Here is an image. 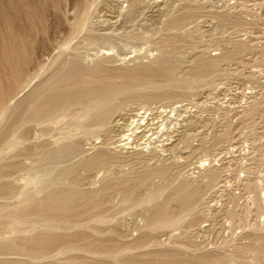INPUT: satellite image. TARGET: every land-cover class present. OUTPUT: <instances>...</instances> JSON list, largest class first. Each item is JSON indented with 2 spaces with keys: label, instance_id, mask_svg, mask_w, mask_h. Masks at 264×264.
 I'll use <instances>...</instances> for the list:
<instances>
[{
  "label": "rangeland",
  "instance_id": "374dc122",
  "mask_svg": "<svg viewBox=\"0 0 264 264\" xmlns=\"http://www.w3.org/2000/svg\"><path fill=\"white\" fill-rule=\"evenodd\" d=\"M0 109V264H264V0H0Z\"/></svg>",
  "mask_w": 264,
  "mask_h": 264
},
{
  "label": "bare ground",
  "instance_id": "6f19581e",
  "mask_svg": "<svg viewBox=\"0 0 264 264\" xmlns=\"http://www.w3.org/2000/svg\"><path fill=\"white\" fill-rule=\"evenodd\" d=\"M39 72V71H38ZM56 73V72H55ZM38 74V73H37ZM41 75V74H40ZM40 75H38V76H40ZM34 76V75H33ZM37 75H36V77H38ZM54 76V75H53ZM35 77V78H36ZM50 77H52V76H50ZM49 78V77H48ZM52 78H54V77H52ZM33 79V78H32ZM30 81V80H29ZM46 81V80H45ZM44 82V81H43ZM45 85V84H44ZM37 87H39V85H36L30 92H28V94H27V97L28 96H30V95H32V94H34V91H35V89L37 88ZM48 90V88H50V85H49V83H47L46 85H45V87L42 89L43 91H42V93H46V92H44L46 89ZM41 90V89H40ZM36 92V91H35ZM113 92V91H112ZM120 94V93H119ZM106 95V94H105ZM104 95V96H105ZM41 95H38L37 96V98H39ZM99 100V98L98 97H96V96H94L93 97V99H92V101H89V102H87V107H86V111H88V110H92L93 108H96L97 110H99L100 111V105H101V102L98 104L97 103V101ZM116 101V100H115ZM73 102V101H72ZM91 102H94V103H92V104H88V103H91ZM10 103V102H9ZM28 104V103H27ZM75 103H70V104H68L69 105V107H72V105H74ZM108 104V103H107ZM65 105H67V103H65L64 102V104L63 103H61V104H59L58 106H59V108H64V106ZM33 106V105H32ZM110 106V105H109ZM30 107V106H29ZM28 107V108H29ZM100 108V109H99ZM117 108H119V107H117ZM9 109V108H8ZM1 110V109H0ZM8 111H10V110H8ZM23 111H25V110H23ZM29 111V110H28ZM5 112V111H4ZM6 112H7V110H6ZM11 112V111H10ZM26 112H27V110H26ZM78 112V111H77ZM9 114V113H8ZM11 114V113H10ZM99 115H101V117H103V119L106 121L108 118H109V116H110V112H106V111H101V113L99 114ZM111 115H113V114H111ZM1 116H2V114H1ZM9 117V116H8ZM19 120H21V119H19ZM18 122V121H17ZM16 122V123H17ZM15 123V124H16ZM19 123V122H18ZM19 127V126H18ZM17 127V128H18ZM20 127H21V125H20ZM16 128V129H17ZM10 130H12V129H10ZM14 130V129H13ZM16 131V130H15ZM12 134H13V132H12ZM8 135V134H7ZM9 136V135H8ZM19 136V135H18ZM4 138V137H3ZM2 141V140H1ZM10 145V144H9ZM80 155V154H79ZM99 155V154H98ZM98 155H96V156H98ZM94 157V156H93ZM34 182V181H33ZM32 183V182H31ZM34 183H36V182H34ZM185 186H187V185H185ZM184 189H187L186 187H181V188H177L175 191H174V193H173V196H179L182 192H183V190ZM90 192H91V190H90ZM159 192V191H158ZM158 192H156V193H158ZM48 193V192H47ZM75 195V194H74ZM73 195V196H74ZM183 195V194H182ZM181 195V196H182ZM185 195V194H184ZM190 195V194H189ZM157 196V195H156ZM72 197V196H71ZM154 198H155V196H154ZM151 199H153V198H151ZM175 199V198H174ZM180 199V198H179ZM45 201H46V198L44 199ZM144 200V199H143ZM150 200V199H149ZM148 200V202H150ZM187 200V199H186ZM189 200V199H188ZM146 202H147V200H145ZM155 201V200H154ZM170 200H168V202H169ZM190 201V200H189ZM48 202H49V200H48ZM124 202V201H123ZM152 202V201H151ZM97 203V202H96ZM136 203V202H135ZM56 204V203H55ZM90 204V203H89ZM126 204V203H125ZM125 204L123 205V206H125ZM145 205L147 204V203H144ZM12 205V204H11ZM10 205V206H11ZM31 205V204H30ZM45 205V204H44ZM93 205V204H92ZM139 205V204H138ZM168 204L166 203V206H167ZM54 206V201H51L50 203H48V205L46 206V209H49V208H51V207H53ZM95 206V205H94ZM139 206H141V205H139ZM148 206V205H147ZM19 207V206H18ZM45 207V206H44ZM164 207V206H163ZM90 208V207H89ZM133 208V207H132ZM136 208V207H135ZM189 209H190V207H188ZM4 209V208H3ZM16 209V208H15ZM22 209H25V208H22ZM42 209V208H41ZM20 210V209H19ZM58 210V209H57ZM129 210V209H128ZM170 210H171V208H170ZM16 211V210H15ZM2 212V211H1ZM14 212V211H13ZM163 212H165V208L162 210V212H161V215L163 214ZM189 212V211H188ZM3 213V212H2ZM12 213V212H11ZM7 215V214H6ZM5 216V215H4ZM44 216V215H43ZM94 216H96V215H94ZM103 216H105V215H103ZM163 216V215H162ZM99 217V216H98ZM160 217V215L158 214L154 219H151L146 225H148V226H151L152 228L153 227H155V226H157V222L159 221V218ZM37 218V217H36ZM96 218V217H95ZM100 218V217H99ZM102 218V217H101ZM3 219V218H2ZM106 219V218H105ZM5 220H6V218H5ZM94 220V219H93ZM182 220V219H181ZM4 221V220H3ZM12 222H13V220H11ZM19 221V220H18ZM53 221V220H52ZM104 221V220H103ZM103 221H102V223H103ZM11 222V223H12ZM19 222H21V221H19ZM67 222V221H66ZM165 222V221H164ZM50 223V222H49ZM173 223V222H172ZM51 224H52V222H51ZM56 224V223H55ZM58 224V223H57ZM31 225V224H30ZM33 225H36V224H33ZM166 225V224H165ZM20 226V225H19ZM39 226V225H38ZM36 227V226H35ZM34 227V228H35ZM43 227V226H42ZM31 228H33V227H31ZM39 228V227H38ZM44 228H45V226H44ZM46 228H47V226H46ZM45 228V229H46ZM42 229V228H41ZM55 229V228H54ZM60 229V228H59ZM13 230V229H12ZM11 230V231H12ZM35 230V229H34ZM48 230H52V229H48ZM256 230V229H255ZM262 230V229H261ZM36 231V230H35ZM256 232H257V230H256ZM12 236H13V234H12ZM32 238V237H31ZM37 238V237H36ZM253 238V241H255V242H257L258 244H259V246H261V253H262V251L264 252V235H256V236H253L252 237ZM7 243V242H6ZM1 244V243H0ZM126 244V243H125ZM131 244H133V243H131ZM263 246V247H262ZM122 248H124V247H122ZM132 248V247H131ZM130 248V249H131ZM135 248H136V246H135ZM9 249V248H8ZM86 249V248H85ZM129 249V250H130ZM132 249H134V248H132ZM10 250V249H9ZM90 250H92V249H90ZM102 251V250H101ZM116 251V250H115ZM126 251H128V250H126ZM124 252V251H123ZM33 253V252H32ZM31 253V254H32ZM98 253V252H97ZM97 253H95V254H97ZM233 253V252H232ZM231 253V254H232ZM94 254V253H93ZM106 254V253H105ZM104 254V255H105ZM121 254H123L122 252H121ZM28 255V254H27ZM100 255V254H99ZM118 255V254H117ZM225 255H226V253H225ZM29 256H30V254H29ZM101 256V255H100ZM119 256H120V254H119ZM119 256H117V257H119ZM122 256V255H121ZM230 257V256H229ZM232 257V256H231ZM110 258H111V256H110ZM221 259H223L224 258V256L223 257H220ZM225 258H228L227 256L225 257ZM31 259V258H30ZM220 259V263H222V260ZM32 260V259H31ZM224 260V259H223ZM231 260V259H230ZM230 260H229V258H228V261H227V264H232L231 262H230ZM224 263V262H223Z\"/></svg>",
  "mask_w": 264,
  "mask_h": 264
}]
</instances>
